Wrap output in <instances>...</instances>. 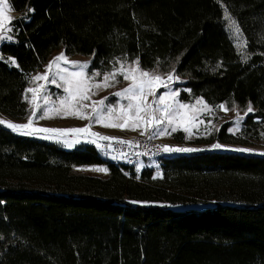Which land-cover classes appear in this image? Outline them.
Segmentation results:
<instances>
[{"label":"trees","instance_id":"trees-1","mask_svg":"<svg viewBox=\"0 0 264 264\" xmlns=\"http://www.w3.org/2000/svg\"><path fill=\"white\" fill-rule=\"evenodd\" d=\"M8 3L19 14L12 39L0 43V113H25L28 76L62 48L89 56L90 70L126 59L173 71L188 88L183 100L251 103L241 131L223 124L216 139L262 137L264 0ZM96 164L105 176L75 170ZM159 165V174L135 173L87 142L66 147L0 124V264H264V156L207 150L167 155Z\"/></svg>","mask_w":264,"mask_h":264},{"label":"rangeland","instance_id":"rangeland-1","mask_svg":"<svg viewBox=\"0 0 264 264\" xmlns=\"http://www.w3.org/2000/svg\"><path fill=\"white\" fill-rule=\"evenodd\" d=\"M4 8L6 15L11 17V20L19 14L10 9L8 0H6ZM4 23H5V27L4 29L0 30V34L10 36V32L8 31V29H10V22L5 21ZM230 31L237 48L239 49L244 48L245 41L243 39L242 34L240 33L239 36H237L234 34V30H230ZM1 42L2 41H0V43ZM61 54H63V59H61L60 61H56L55 58L61 56ZM1 56L2 55L0 53V57ZM73 61L87 62V68L84 69V72L86 74L84 78L87 79L88 84L90 85H94V84L101 85L99 88H94V87L90 88L88 92L90 99L88 100L79 101L78 98L77 100H72V98L68 95V93L64 91V88L67 87L65 82L61 80L58 75H55V73L58 70L62 72L63 69L65 68H67L69 72L81 71L80 65L71 63ZM89 61H90L89 56H80L77 54L67 55L64 53L62 48L56 49L40 68L33 71L28 76V82H27L28 84L24 90V99L25 96H27V99H25L26 101L25 113L17 118L8 117L3 113H0V120H3L5 122H13L16 124L27 123L29 117L32 114L33 109L36 108V105L38 104L40 108L46 107L48 109H53V110L45 114L46 118L41 119L40 115L43 113L40 111V108H36L37 115L35 117H32L34 128L71 129V128H83L86 125H88L90 127V131L93 133H99L101 136L115 137L117 139H126L133 135H139L142 133L150 132L152 134L159 135L161 139L165 140L167 145L169 146L196 149V151H191V152L218 150L223 152H239V153L264 156V135H262V137L258 139L250 138L246 142L243 141L223 142L216 139V133L223 124H225L227 131L231 133L237 134L241 131L243 125L242 123L245 117V113H247L248 106L245 108H241L236 105L227 106L223 102H221L218 105H210L200 97H196L190 101L183 100L179 97V91L181 87H183L180 86V83H182L184 79L179 75L174 74L173 71L162 72L157 68L143 69L139 65L137 66L135 61L130 62L127 61L126 59H118L117 62L114 64V66L107 71H100L96 69L90 70L88 68ZM50 62H52L51 69L48 68ZM121 68L124 70L125 73L136 75L138 78L141 77L142 72L149 73V77H145L144 79L160 76L163 79V81L167 84V87L160 86L157 88L154 86L153 92L155 93V95H149L148 90L146 89L145 95L147 99L145 103L151 104L154 99H158L159 95L165 92L176 91L178 95L176 96L175 100L181 104H187L190 106L188 109H180V112L181 113L186 112L188 114V117L195 116V120L192 121V123H195L196 126L191 127L190 131H185L184 130L185 125L180 123L169 125L167 120L164 119L163 123L158 128H153L150 127L147 122L150 119L147 113H141V116H143L144 119L142 121H137L135 110H132L131 112L127 111L128 100L124 97H117L114 95L115 93L120 92L122 89L128 87L132 83L130 79L125 80L123 78V75L119 74ZM133 69H138V70L132 72ZM46 72L48 74L47 79L44 78L39 80L31 79V77H35L38 74L43 76ZM113 72H116L117 75H115L114 77L109 75V78L107 80L109 86L104 87L103 84L105 83L104 81L105 74H111ZM94 73H100V75L95 76ZM170 73L173 74L172 81H168L167 79ZM176 77H179L178 81L176 80ZM52 79L56 80V84L51 83ZM40 85H44V87L37 92L38 100L35 103H33L32 101L33 94L31 92H27L26 90L28 88H40ZM61 85L63 87H61ZM183 88L188 90V88L186 87ZM44 96L49 97V101L47 104H45V101L43 99ZM104 97H107L108 99L105 101V104L103 106L93 103L94 101H100ZM65 98H67V102L69 105H75V109H72L71 107L65 108L64 106L61 105V100ZM198 101H200V103H197ZM166 102L173 104V108H175V103L171 99L166 100ZM222 104L225 105L224 109H221L219 107ZM205 105L207 106V110H205ZM108 106H112L114 108V111L111 114L107 113L106 111V108ZM121 106H123V108ZM93 107H96L98 109L103 107L105 109V111L103 112V115L106 117L104 122L102 123L96 122L95 114L92 113ZM153 107L157 108V110L154 113L155 117H162L167 115L162 113L161 111L163 108V103H161L160 105H153ZM56 109H60V111L57 112ZM252 109L254 111L253 107ZM72 110L82 111L90 118L80 119L75 115L69 114V112ZM238 116L243 118L239 122V124H237ZM185 118L187 119V117ZM125 121H127L128 125L139 124L141 126H137L135 128L133 127L120 128V127L105 126L108 123L124 124ZM3 126L6 127V125ZM172 127H176L177 131L172 132L171 131ZM164 129H167V132L165 134H160L161 132L164 131ZM32 135L43 138L49 136L54 137L53 140L61 142L66 147L76 146L83 142L89 143L91 142V140L89 139L91 137L98 139V137L92 136L89 133H78V132H63V133L36 132ZM213 144H220L223 145L224 147L220 149H214L211 147ZM96 149L99 151V153H101L100 155L102 157H107L104 159L110 162V159H108V157L112 156L111 154L107 153L104 149H99L98 146L96 147ZM236 149H248L250 151L242 152V151H236ZM191 152H174V153H167V155H171L175 153H191ZM159 162H160L159 160L153 161L152 163L149 164V166H145V167H152L155 171V174H159V167H160ZM141 164L146 165L147 163L142 162ZM96 168L106 169V166L104 164L82 165V166H77L75 170L86 172L89 174L99 175V176H105L107 174V172L93 170Z\"/></svg>","mask_w":264,"mask_h":264},{"label":"snow or ice","instance_id":"snow-or-ice-1","mask_svg":"<svg viewBox=\"0 0 264 264\" xmlns=\"http://www.w3.org/2000/svg\"><path fill=\"white\" fill-rule=\"evenodd\" d=\"M6 3V0H0V30L4 29L5 27V21H9L11 20V17L7 16L5 13V8L4 5ZM29 11H34V9H30ZM225 20L227 22V27L229 30H234V34L239 36L240 34V29L239 26L236 24V22L228 15L227 10H225ZM8 31H11V29H8ZM12 37L11 36H6V35H2L0 34V41L3 40H11ZM61 59H63V54H61V56H58L55 58L56 61H60ZM8 62L10 64H13L15 66L18 67V65H16V62L14 60V58H7ZM247 60V57H245V62ZM73 64H79L81 67V71L79 72H69V70L67 68L63 69V71H57L55 73V75H58L59 78L61 80H63L65 82V84L67 85V87L64 88V91L68 93V95L72 98V100H77V98L79 99V101H83V100H88L90 99V96L88 95V92L90 90V88H99L101 85L100 84H94V85H90L88 84L87 79H85V72L84 69L87 68V62H71ZM135 63L137 64V66L139 65V61H135ZM52 67V62L49 63L48 68L51 69ZM138 69H133L132 72L137 71ZM121 75H123V78L125 80H131L132 83L122 89L120 92L115 93L114 95L117 97H124L128 100V104H127V111L131 112L132 110H135L136 113V120L137 121H142L144 119L143 116H141V113H147L150 117V119L147 121L150 127L153 128H158L164 121V119L167 120L169 125H173L175 123H180L185 125L184 130L185 131H190L191 127H195V123H192V121L195 120V116H191L188 117V114L185 113H181L180 109H188L190 106L187 104H181L178 101L175 100L176 96L178 95V93L176 91H172V92H165L161 95H159L158 99H154L152 101L151 104H146L145 101L147 99L146 95H145V90H148V94L149 95H155V93L153 92V87H167V84L163 81V79L160 76H155L149 79H144L145 77H149V73L147 72H142L141 73V77L138 78L136 75L130 74V73H125L124 70L121 68L120 73ZM95 76H99L100 73H94ZM109 75L111 76H115L117 75L116 72H113L111 74H105L104 77V81L105 83L103 84L104 87H108V83L107 80L109 78ZM47 79L48 78V74L47 72L41 76V75H37L35 77H31V79L33 80H39V79ZM168 81H172L173 80V74H169L168 75ZM176 80H179V77H176ZM52 84H56V80L52 79L51 80ZM44 87V85H40V88H28L26 91L27 92H31L32 95V101L33 103H35L38 100L37 97V92L42 89ZM61 87H63L61 85ZM25 99H27V96H25ZM45 104L48 103L49 101V97L48 96H44L43 97ZM107 97H104L103 99H101L100 101H94V104H99L101 106H103L105 104V101L107 100ZM171 99L174 103H175V108H173V104L167 103L166 100ZM161 103H163V108H162V113L167 114L165 116L162 117H155L154 113L157 110V108H154L153 105H160ZM197 103H200V101H198ZM61 105L64 106L65 108L71 107L72 109H75V105H69L67 102V98L62 99L61 100ZM123 108V106H121ZM221 109L225 108V105H220L219 106ZM36 108H40V106L37 104ZM36 108L33 109L31 116L28 119L27 123L24 124H16L13 122H5L3 120H0V124L6 125V127H8L9 129H11L14 132H17L19 134L22 135H32L36 132H78V133H89L92 136H96L100 139L103 140H114L117 139L115 137H109V136H101L99 133H93L90 131V127L88 125H86L83 128H71V129H53V128H34L33 127V120L32 117H35L37 115V111ZM53 109H48V108H40V111L43 113L40 115L41 119L46 118V113L49 111H52ZM205 110H207V106L205 105ZM57 112L60 111V109H56ZM105 111V109L102 107L100 109L93 107L92 108V113L95 114V118H96V122L97 123H102L104 122V120L106 119V117L103 115V112ZM107 113L111 114L114 111V108L112 106H108L106 108ZM253 111L251 103H249L248 105V109H247V113H245V115H247L248 113H251ZM69 114L71 115H75L80 119H89L90 117L87 116L84 112L79 111V110H72L69 112ZM187 117V119L185 118ZM242 117H237V124H239V122L242 120ZM105 126H109V127H120V128H127V127H137V126H141L139 124H134V125H128L127 121H125L124 124H117V123H108ZM172 132L177 131L176 127H172L171 128ZM167 132V129H164L163 132H161L160 134H165ZM262 135H264V133H262ZM47 139H53L54 137H46ZM124 143H130L128 141H123ZM94 143V141H93ZM110 146V145H109ZM214 149H220L223 148V145L220 144H213L211 146ZM164 151L166 153H174V152H191V151H196V149H191V148H180V147H173V146H169V145H165L164 146ZM236 151H242V152H246V151H250L248 149H236ZM95 171H103V172H107V169L105 168H96L93 169ZM133 203H137L136 201H133Z\"/></svg>","mask_w":264,"mask_h":264},{"label":"built area","instance_id":"built-area-1","mask_svg":"<svg viewBox=\"0 0 264 264\" xmlns=\"http://www.w3.org/2000/svg\"><path fill=\"white\" fill-rule=\"evenodd\" d=\"M89 139L91 140L90 144L98 146L99 149H104L112 155L108 157L110 162L127 164L132 167V171L135 173L140 172L153 161H160L162 157L167 155L164 151V146L167 145L166 141L161 139L159 135L150 132L133 135L126 139L103 140L92 137ZM100 157L107 158L101 155ZM142 162L147 164L142 165Z\"/></svg>","mask_w":264,"mask_h":264}]
</instances>
